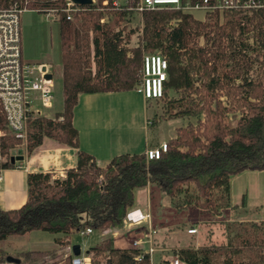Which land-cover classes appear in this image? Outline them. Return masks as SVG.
<instances>
[{
  "label": "trees",
  "instance_id": "trees-1",
  "mask_svg": "<svg viewBox=\"0 0 264 264\" xmlns=\"http://www.w3.org/2000/svg\"><path fill=\"white\" fill-rule=\"evenodd\" d=\"M113 0H96L79 7L73 20L61 14L58 26L63 110L53 119L30 117L27 121V154L44 138L76 150L77 165L64 178L29 173L27 199L17 210H0V242L9 236L33 231L70 235L80 230L105 231L122 226L134 204V191L155 185L174 209H198L219 216L233 209L230 181L246 171H264V6L248 12H226L211 23L191 15L169 11H146L142 15L141 42L145 51H160L167 61L168 80L162 100L165 112L174 118H194L175 129L158 160L141 154H122L99 167L93 157L79 151L78 133L72 127L73 109L80 94L119 93L137 90L140 84L142 49L122 46L115 28L130 13L112 6ZM202 3L203 0H190ZM17 4L42 14L63 9L64 0H0V8ZM108 18L107 23L100 20ZM172 20L176 28L168 30ZM255 29L256 50L249 53L241 40ZM203 37L205 46H198ZM253 54V55H252ZM251 55L256 63L252 70ZM224 95L228 106L219 97ZM157 100V101H160ZM150 103V102H149ZM149 103L147 107H149ZM232 114V120L227 118ZM239 113V117H237ZM203 116V120L200 117ZM0 170L10 169L9 154L21 142L10 135L0 109ZM149 149V148H148ZM58 245L62 241L55 240ZM66 245L68 242L65 243ZM264 222L240 225L225 245L188 247L176 254L188 264H264ZM113 249L105 239L87 252L91 264L118 256L119 264H133L131 254ZM47 251H27L13 256L19 264H32ZM8 253L0 248V264ZM62 264H71L66 258ZM160 264H165L161 262Z\"/></svg>",
  "mask_w": 264,
  "mask_h": 264
},
{
  "label": "crops",
  "instance_id": "crops-1",
  "mask_svg": "<svg viewBox=\"0 0 264 264\" xmlns=\"http://www.w3.org/2000/svg\"><path fill=\"white\" fill-rule=\"evenodd\" d=\"M61 103L62 108L56 110L58 104L56 97L53 107L43 110L40 117L53 119L57 113L62 112L63 100ZM148 111L147 103L139 89L119 93L80 94L73 109L72 119V127L78 133L79 151L93 157L99 167H104L116 156L141 154L148 148H158L166 141L175 138L176 128L172 133H167L168 130L162 132L166 136L169 134L163 142L150 138ZM10 157L13 159L11 162ZM9 162L12 168L0 170V210L2 211L17 210L25 204L27 199L26 179L29 173L50 174L53 178L65 176L67 170L76 167L77 153L75 149L67 145L60 144L50 138H44L41 145L30 154H27L24 145L19 149H12L9 154ZM251 180L259 189L264 188V173L257 175L245 172L231 179L230 203L233 209L226 211L239 212L249 200L253 199L250 194ZM131 209H138L142 214L150 216L152 226L157 230L155 246L159 250L168 252L171 249L165 245L164 240L167 238V230L170 228L165 223H159L161 226L158 227L157 219L167 209L181 213L189 208L176 211L167 196L155 185L148 184L146 187L134 191V204ZM253 221L257 222V220ZM187 231L186 234L192 236ZM74 234L53 235L47 232L33 231L24 236L7 237L0 242V248L11 255L10 257L27 251H47L45 256L39 257L32 264H62L66 258L72 260L74 257L83 259L84 264H91V258L87 252L103 240H110L113 249L130 252L132 251L130 244L135 237L133 231L122 228V226L105 231H92L91 234L84 236L86 239L81 242L72 240ZM57 239L62 241V245L55 242ZM24 240L29 246L17 248ZM66 242H68L67 245ZM74 246L79 247V256L73 255L72 248ZM197 248L194 247V249ZM178 250L175 248L174 252ZM166 253L156 252L153 255L154 263L160 264L163 258L170 257ZM157 254L160 255L158 258ZM99 262L100 264H119V257L106 255Z\"/></svg>",
  "mask_w": 264,
  "mask_h": 264
},
{
  "label": "built area",
  "instance_id": "built-area-1",
  "mask_svg": "<svg viewBox=\"0 0 264 264\" xmlns=\"http://www.w3.org/2000/svg\"><path fill=\"white\" fill-rule=\"evenodd\" d=\"M63 9L43 10L45 20L51 24H57L61 14H65L66 20L72 21L73 15L79 11V7L70 0H64ZM94 2V0H92ZM112 6L120 10H126L131 14L127 18V24L136 22L135 31L138 34V43L142 49L140 84L145 101H157L163 97L164 84L168 80L167 61L158 52L149 53L145 51V45L140 41L143 33L142 15L146 11H176L181 14L191 15L192 12H201L200 22H209L216 16L223 18L226 12H249L264 6V0H203L202 3H192L190 0H113ZM27 7H19L17 4L0 8V109L7 123L10 135L19 140L25 146L27 140V121L30 117H39L43 110L51 109L54 105V83L46 65L33 66L26 64L22 57L20 18ZM133 14L138 15L137 20ZM106 22L101 19L100 24ZM179 20H172L167 28L172 30L177 27ZM129 27V35L134 32ZM120 32L122 46L127 51V57L131 56V40L125 39V31ZM134 47V48H136ZM44 68V70H43ZM50 74L52 79L47 80L45 76ZM1 137V134H0ZM165 143L158 148L146 149L144 154L146 161L158 160L161 153L165 152ZM62 176L60 178H64ZM122 227L135 233L131 241V254L133 264H155L153 255L156 252L166 253L155 246L157 230L152 226L150 216L142 214L138 209L127 211ZM196 229H189V235L196 234ZM81 237L92 233L91 229L77 232ZM170 250H168L169 252ZM175 251L170 257L163 258L165 264H188L178 257ZM71 264H84L83 259L74 257Z\"/></svg>",
  "mask_w": 264,
  "mask_h": 264
},
{
  "label": "rangeland",
  "instance_id": "rangeland-1",
  "mask_svg": "<svg viewBox=\"0 0 264 264\" xmlns=\"http://www.w3.org/2000/svg\"><path fill=\"white\" fill-rule=\"evenodd\" d=\"M96 3V0L93 2ZM250 14V12H248ZM137 20L138 15L133 14ZM191 15L200 20L202 18L201 12H192ZM107 23L108 18L104 17ZM102 18V19H104ZM73 20V18H72ZM214 18L210 21H212ZM127 19L121 22L119 26L115 28H122L125 31V39L131 40V48L136 47L138 43V34L135 31L136 22L134 21L132 25L127 24ZM220 24L224 23L223 18L219 19ZM103 23V24H104ZM208 23V22H203ZM132 26L131 37L129 35V27ZM20 29H21V47H22V57L23 61L26 64L33 66L46 65L49 72L53 74V83H54V95L57 97L58 104L56 110L62 108V78H61V64H60V48H59V39H58V26L57 24L48 23L43 14H40L33 10H24L20 18ZM255 29L250 28L248 32H245L241 40L247 45L249 53H252L253 50L257 49L255 44ZM141 39V38H140ZM198 46H205V40L203 37L197 39ZM147 52V51H146ZM158 54L163 55L160 51ZM153 52V53H155ZM253 55V54H252ZM248 58L252 61V70L247 73L248 78L252 76V71H256L257 65L253 56ZM132 56V55H131ZM130 56V57H131ZM164 56V55H163ZM129 57V58H130ZM219 101L224 107L228 106V101L224 95L219 97ZM150 102V103H149ZM149 103L148 107V118L150 122V132L149 136L152 139H158L164 141L165 138H168L169 134L166 136L162 134L163 131L168 130L167 133H172L173 129L185 126L187 123H194V118H184L178 119L173 116L168 115L165 112V106L162 100L160 101H146ZM239 117V113L236 114ZM227 118L232 120V114H228ZM203 120V116L200 117ZM1 137L4 135L3 132H0ZM22 143L15 147L19 149L22 147ZM14 148V149H15ZM11 153V151H10ZM13 159L10 157V162ZM4 161L0 157V162ZM248 173H254L259 175L264 173L263 171H246ZM245 173V172H243ZM250 188L253 199L249 200L239 212H228L226 210L222 211L219 216H215L210 213L201 212L197 209L190 207L188 210L181 213H176L173 210L167 209L165 213L157 219L159 223H165L170 229L167 230V238H165V245H168L171 251L167 252V256H171L176 249H182L185 247H200L208 245H225L234 233L240 228V225H249L251 223L260 224L264 222V188L259 189L253 180L250 181ZM176 210V209H175ZM177 211V210H176ZM253 220H257L254 222ZM161 226L160 224L157 225ZM125 228V227H122ZM188 229H196V234L188 236L186 231ZM96 235V234H95ZM85 237H81L78 233H75L72 236V240L81 242L85 240ZM159 245V244H158ZM29 246L26 240L23 243L18 245ZM11 248V247H10ZM261 255H264V250ZM160 255L157 254V258ZM247 257L243 258L244 263H248ZM214 264H221V261L218 259L214 260Z\"/></svg>",
  "mask_w": 264,
  "mask_h": 264
},
{
  "label": "water",
  "instance_id": "water-1",
  "mask_svg": "<svg viewBox=\"0 0 264 264\" xmlns=\"http://www.w3.org/2000/svg\"><path fill=\"white\" fill-rule=\"evenodd\" d=\"M74 5L78 6V7H86V6H90L93 2L92 0H70ZM44 70V68H43ZM45 79L47 80H51L52 77L50 74L45 76ZM72 252L74 256H79L80 255V251H79V247L78 246H74L72 248ZM7 263H11V264H19V260L13 258V257H7L6 259Z\"/></svg>",
  "mask_w": 264,
  "mask_h": 264
}]
</instances>
